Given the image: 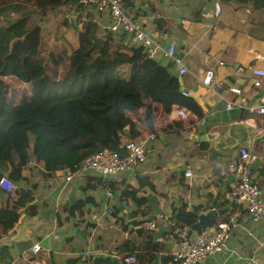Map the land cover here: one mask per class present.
Returning a JSON list of instances; mask_svg holds the SVG:
<instances>
[{"label": "crops", "instance_id": "obj_1", "mask_svg": "<svg viewBox=\"0 0 264 264\" xmlns=\"http://www.w3.org/2000/svg\"><path fill=\"white\" fill-rule=\"evenodd\" d=\"M149 1V6L145 1L137 8L138 0H132L134 16L163 44L173 42L175 53L182 58L187 72L177 74L170 61H156L168 72L180 75V88L194 98L202 111L198 118L180 105L160 104L152 119V130L141 117L136 120L140 129L137 136L146 138L145 157L137 166L113 179H121L136 189V196H144L145 204L150 203L151 209L148 213L138 210L132 216L135 204L130 199L121 200L118 189L110 191L111 197L106 196L107 188L96 187L86 193L80 190L87 176L100 181L111 179L80 170L66 181L65 169L52 174L44 170L41 162L29 161L20 168L23 178L15 184L32 192L29 204L34 206V211L29 214L24 207L19 208L17 221L0 232V236L11 234L15 225H25L27 238L10 246L1 245L0 264H77L76 259L100 251L119 256L116 247L122 241L143 242L134 231L137 227L143 230V237L151 235L165 251L169 246L166 222L181 202L188 209L195 203H202L203 210L215 205L221 207L231 225L225 247L199 264H264V221H250L244 206L232 201L229 189L234 182L233 171L219 161L210 162L187 152L193 142L186 137L188 130L202 132L216 124L245 118L255 124V128L251 125L254 133L248 147L262 150L261 142L252 143V138L264 132V113H249L236 105L226 109L219 94L233 101H236L235 95L222 88L209 89L201 77L205 70L211 69L222 86H237L248 102L264 95V78L257 81L247 67L242 72L235 70L238 65L264 67V0H184L188 6H181L184 2H179L177 7L163 8L159 0ZM214 2L219 5L217 14L213 13ZM158 16L168 20L167 31L156 28L153 19ZM174 121L181 122L184 131L177 132L175 126H170ZM191 122L197 123V127L190 128ZM227 142L233 140L229 138ZM185 168L191 170V176L183 175ZM9 171L8 163H0V174L8 175ZM254 178L262 187L264 199V170H256ZM84 196L91 198L82 214L70 215L71 203ZM7 203L10 204L7 193L0 187V206ZM117 206L121 209L114 215ZM6 209L3 208L2 214ZM115 216H121L126 222V230L115 221ZM133 219L143 223L132 225ZM148 219L154 221L155 228H145ZM34 242L40 248L31 253ZM162 251L156 252L148 264H165L160 259ZM70 259L75 260L69 263Z\"/></svg>", "mask_w": 264, "mask_h": 264}, {"label": "trees", "instance_id": "obj_2", "mask_svg": "<svg viewBox=\"0 0 264 264\" xmlns=\"http://www.w3.org/2000/svg\"><path fill=\"white\" fill-rule=\"evenodd\" d=\"M122 2L125 7L134 5L132 0ZM6 5L19 11L36 8L39 16L66 8L77 14L74 20L80 24L73 25L64 15L54 24L53 36L27 13L0 24V163L10 165L6 176L14 184L23 178L20 168L29 161L41 162L44 170L53 174L65 168L77 169L86 156L102 147L122 153V141L140 133L139 117L152 130L160 104L180 105L198 118L202 115L194 98L181 92L175 74L147 57L140 46L128 45L122 36L100 29L96 16L79 0H0V7ZM153 21L158 30L169 29L167 19L158 16ZM69 30L75 33V42H69L68 52L59 39ZM48 40L50 50L46 48ZM172 125L177 132L184 131L181 122ZM196 125L191 122L189 126ZM81 133L88 137L82 138ZM84 179L82 193L96 187L118 189L121 200L130 199L135 204L132 216L138 210L148 213L151 209L145 197L136 196V189L121 179ZM5 191L10 204L0 206V232L17 221L19 208L24 207L29 214L34 211L29 189L15 184L11 192ZM90 198L75 199L68 209L70 215L80 216ZM213 207L219 212L217 220H227L221 207ZM119 209L117 206L113 214ZM172 212L169 220L174 226L190 225L195 220L183 202ZM114 219L127 229L121 216ZM141 222L133 219L132 225ZM134 231L143 242L126 239L117 245L118 254H133V264H148L163 246L151 235L143 237L141 227Z\"/></svg>", "mask_w": 264, "mask_h": 264}, {"label": "built area", "instance_id": "obj_3", "mask_svg": "<svg viewBox=\"0 0 264 264\" xmlns=\"http://www.w3.org/2000/svg\"><path fill=\"white\" fill-rule=\"evenodd\" d=\"M79 2L90 10L93 15H98L97 25L100 29L115 33L122 36L128 45L140 46L147 57L154 60H168L174 66L177 74L187 72V67L182 58L175 53L173 42L163 44L156 35L149 33L143 26L142 21L137 20L134 16L133 7H125L122 0H79ZM219 12L217 2L213 3V13ZM247 67L251 75L260 80L264 78V67L238 65L235 70L242 72ZM255 82L257 84L258 82ZM201 82L211 90L218 88L224 89L225 92L235 95L236 101L225 99L219 94V98L223 99L226 109L236 105L243 108L249 113H264V95L258 96L256 101L248 102L240 88L233 84L222 86L220 81L215 77L211 69L204 71ZM181 92L187 95L186 91ZM203 124V120L201 121ZM251 125L255 128V124ZM152 138V134H149ZM146 138L133 137L124 139L120 147L122 153L112 150L108 147H102L99 150L86 156L79 164L77 169L65 168L64 179L67 181L75 171L84 170L89 174L101 176L105 179H113L117 174L137 166L139 161L145 157ZM237 155L230 159L226 166L233 171L234 182L229 192L232 201L235 204L244 206V209L252 222L264 221V199L262 197V187L254 178L256 170H264V149L257 151L249 147H239ZM256 169V170H255ZM183 175L189 177L192 172L189 168L183 170ZM0 187L10 192L14 189L15 184L7 178L6 175H0ZM106 196L111 197L110 191L106 192ZM168 218L166 224L169 228L167 242L169 244L160 256L165 257V264H199L206 257L220 252L230 236L231 225L229 220H216L214 228L207 234L205 231L198 233L194 238H190V225H176ZM145 228H155L153 220H146ZM40 246L34 242L30 246L31 253H36ZM120 260L124 264H133V254H119Z\"/></svg>", "mask_w": 264, "mask_h": 264}, {"label": "water", "instance_id": "obj_4", "mask_svg": "<svg viewBox=\"0 0 264 264\" xmlns=\"http://www.w3.org/2000/svg\"><path fill=\"white\" fill-rule=\"evenodd\" d=\"M177 78L180 83V75H178ZM180 90L186 91L182 87ZM253 133L254 129L245 118L216 124L212 127H208L207 130L202 132L193 133L192 130H188L186 132V137H188L193 144L187 152L210 162L219 161L225 166L230 159L237 155L239 147L249 146V139ZM229 138L233 140L232 143L227 142ZM258 142H261L262 149H264V132L252 138V143ZM189 209L195 215V220L190 224V238H194L198 233L203 231L209 234L211 229L215 226L218 211L214 207L203 210L202 203L190 204ZM25 228V225H15L11 234L6 233L0 236V246H10L12 242L26 239L27 235L24 234ZM76 263L124 264L118 255L106 251H100L89 256L78 258L76 259Z\"/></svg>", "mask_w": 264, "mask_h": 264}, {"label": "rangeland", "instance_id": "obj_5", "mask_svg": "<svg viewBox=\"0 0 264 264\" xmlns=\"http://www.w3.org/2000/svg\"><path fill=\"white\" fill-rule=\"evenodd\" d=\"M145 1H146L147 5L149 6V3H150L149 0H138V3H137L138 7L137 8H139V4L141 5ZM159 1L162 2L161 8H163V6H166V5H169L171 7H177L179 2H182V3L184 2L181 6H185V5L188 6L187 1H184V0H159ZM16 8L14 5L1 6L0 7V24H4V23L8 22L10 19L18 16L19 14L27 13L31 16L32 19L35 20V22H38L39 24H41L42 29L45 32L51 34V36L54 35V24L57 23L58 21H60V19L64 15L70 17V20H72L73 25H75L77 27L80 26V24H78L75 21V20H77V18H76L77 14L74 11L68 10L66 8H59L56 10L52 9L44 16H39L38 14H36L34 11V10H36V8H28V9L23 10V11H19ZM59 42L65 44L66 50L69 52V50H70L69 42L70 43L75 42V33L73 32V30L67 31L65 34V38L64 39L60 38ZM51 47H52V43L50 40H48L47 45H46L47 50H50ZM123 53L127 54V51L123 50ZM81 137L87 138L88 136L81 133Z\"/></svg>", "mask_w": 264, "mask_h": 264}, {"label": "clouds", "instance_id": "obj_6", "mask_svg": "<svg viewBox=\"0 0 264 264\" xmlns=\"http://www.w3.org/2000/svg\"><path fill=\"white\" fill-rule=\"evenodd\" d=\"M212 208V207H211ZM218 218V217H217Z\"/></svg>", "mask_w": 264, "mask_h": 264}]
</instances>
